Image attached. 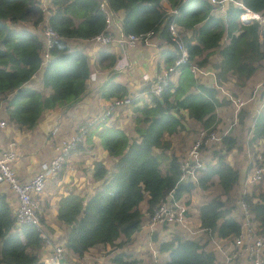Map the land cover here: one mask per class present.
Masks as SVG:
<instances>
[{
    "label": "trees",
    "instance_id": "obj_1",
    "mask_svg": "<svg viewBox=\"0 0 264 264\" xmlns=\"http://www.w3.org/2000/svg\"><path fill=\"white\" fill-rule=\"evenodd\" d=\"M48 1L50 7L46 10L39 0H0V110L20 129L33 130L45 112L70 109L86 95L92 66L85 49L70 48L69 42H90L104 32L101 3L112 13H122L123 33L139 36L151 32L152 38L159 36L172 47L162 53L163 70L178 59L167 30L170 22L179 27L189 56L187 63L178 67L176 82H169L160 96L146 92L145 83L142 90L148 102H133L131 136L118 126H108L106 121L88 132V139L96 135L104 151L116 161L110 170L102 163H94L93 179L99 187L88 199L70 193L58 201L56 220L66 230L65 248L74 263L80 264L83 256L96 247H108L110 251L122 247L145 220L139 210L144 200L151 215L154 207L168 196L178 200L196 188L215 189L214 195L199 208L200 227L215 233L226 244L242 234L244 215L233 214L235 208L240 209L238 202L246 205L251 221L262 227L264 190L242 191L241 171L222 153L235 148L236 139L222 134L219 143L202 149V157L205 151L210 155L208 169L194 184L181 179L180 165L186 155L180 154L182 146L175 147L173 136L185 129L187 119L207 131H215L219 122L217 110L229 105L220 88L226 89L232 82L244 87L264 69V22L243 24L240 20L245 10L263 15L264 0H232L224 8L207 0ZM164 1L169 10L177 11L176 15L164 9ZM25 24L39 27L41 32L45 24L56 32L58 38L45 64L43 34L24 28ZM210 56L218 59L213 65L217 70L214 87L200 83L190 71L192 65L208 68ZM116 61L117 57L108 52L98 55L102 68H113ZM41 68V81L33 84L32 78ZM43 89H50L51 93L45 96ZM98 95L111 100L129 94L123 84L107 81ZM246 114L245 110L239 113L242 125ZM251 139L253 143H263L256 155H261L264 164V106L255 119ZM256 163L254 158L249 167L254 169ZM14 223L12 210L0 194V264H42L34 253L44 245L39 232L28 225L18 231ZM206 246L177 234L161 243L159 251L168 257L164 264H223L217 253ZM125 258L119 254L109 261L137 264Z\"/></svg>",
    "mask_w": 264,
    "mask_h": 264
},
{
    "label": "crops",
    "instance_id": "obj_2",
    "mask_svg": "<svg viewBox=\"0 0 264 264\" xmlns=\"http://www.w3.org/2000/svg\"><path fill=\"white\" fill-rule=\"evenodd\" d=\"M39 1L44 9L47 10L50 7L48 0ZM163 7L167 11L169 10V4L165 1L163 2ZM122 17L121 12L117 13L116 19L122 20ZM241 22L243 24L248 23L242 20ZM25 27L31 31L43 34V31L41 32V28L39 27L34 28L30 24H26ZM112 33L114 34V37L118 36V31L115 28H112ZM76 42H79L77 46L79 49H85L92 66V72L88 79V90L81 101L76 103V105L70 109L49 110L45 112L37 126L31 131L20 129L15 124L9 122L7 116L0 110V121L5 123L3 128L0 127V149L7 150L9 147H12L15 152L17 161L13 164V169L20 183L29 182L35 174L39 173L42 168L49 163L54 155L53 147L59 143L61 139L73 136L77 129L85 123H90L88 132L92 131L95 123L101 120L102 113L109 106V100H104L98 95L100 87H102L107 81L119 82L126 86L129 96L134 97L136 99L135 101H138L137 105H142L143 101L148 102L146 95L142 90L145 85L142 77L148 75L150 79H154L159 72L165 68L162 57L163 51H170L172 49V47L159 36L151 38V47L143 44H137L135 47H129L127 45L120 46L116 44L98 46L88 41ZM102 51L108 52L117 57L116 64L113 68H102L98 65V55ZM212 61L213 65L218 62L216 56H210V62ZM213 67L209 66L206 69L213 70L215 72L214 76L197 78L200 83L208 87H214L216 85L215 75L217 70L213 69ZM42 74L43 68L33 76L32 83H40ZM176 79L177 75L172 76L170 82L174 83L176 82ZM263 81L264 69H261L247 81L244 87L234 86L232 82L228 83L225 88L229 93L231 92V95L233 93L239 98L249 99L256 88L258 86L260 87ZM41 91L45 96H48L51 93L50 89H43ZM263 91L264 88L257 89L255 100L249 102L241 109L247 112L243 120V125L239 122V113L241 110L234 116V108L230 102L227 107L219 108L216 112L219 118L217 126L219 129L223 128V130H225V112L230 108L232 109V119L234 121L232 120L233 123L228 127V131L225 132V134H229L236 139V146L233 149L240 150V145L244 144L245 153L247 154L246 157L249 161V169V165L254 160L256 152L260 151L263 145L262 142H258V144L253 143V140L251 139L255 119L257 117L256 110L259 108L261 109V106L264 105V96H261ZM131 108L132 106L127 108L128 113H123L121 115L115 116L116 113H112L110 117L106 118L110 119L107 121V125L122 128L121 126L129 121L130 124H132L133 115ZM105 120L100 121L99 123L104 122ZM236 127H238L239 130L230 133L232 128ZM199 128H201V125L196 121L191 119L185 121V129L180 132V135L184 137V147L190 148L191 143L194 142L196 138V132ZM247 128L250 130L248 131ZM87 139L88 137L86 136L84 141L79 144V148L77 147V149L70 154L63 170L57 175V177L49 179L46 182L43 193L38 197L42 231L52 240V245H62L65 248L66 243V230L56 220V207L60 198L70 193H75L88 199L99 187V183L93 179L94 163H102L106 169L110 170L116 161V159L110 157L106 151H104L100 144V140L96 135H91V137L88 140ZM254 144L259 147L255 153L251 150ZM184 149L186 150V148ZM186 153L187 152H183L182 148L180 149V154L185 156ZM203 154L204 159L207 160L209 158L208 152L205 151ZM227 161L229 162L228 159ZM251 170L253 171V169ZM243 176L244 172L242 173V178ZM246 176L240 181V189L244 192H248L252 186V184L247 183ZM193 193L196 195L195 198L193 197ZM214 193L215 189L213 187L208 188L207 190L196 188L190 193L183 194L177 201L188 207L189 214L192 216L194 224L200 226L199 208L211 197V195H214ZM0 194L5 196L12 213H14L17 207V197L15 193L7 184L2 183L0 184ZM238 205H240L239 202ZM239 207L240 210L243 211L241 205ZM139 210L144 215L145 220L141 224L140 230L134 233L122 247H118L113 251H110V248L108 247L103 248L102 246L91 249L83 256L80 264H89V262L93 260L100 261V264H111L109 258L119 254L126 256V260H135L137 264H154L153 252L157 254L156 261L159 264L166 263L168 257L166 254L160 253V244L169 241L173 235L178 234L180 237H183V233L177 229L173 234H169L167 227L150 228L146 200L140 204ZM241 230L243 234L245 232L244 218ZM212 236L215 237V233L212 234ZM210 239V235L203 234L197 242L201 245L206 244V248L213 249L217 253L220 263L230 264L229 262H226L224 255L214 249V244ZM121 240L125 242L126 239L122 238ZM121 240L118 241V243L121 242ZM221 247L227 253L231 252L233 249L231 242L226 244V242L222 241ZM51 249L52 246L43 245L42 248L36 250L34 253L37 254L39 261L41 262L43 257L50 255ZM98 249L104 251L103 257L95 259V257L98 256L94 255V253H98ZM239 257L240 258L236 260L241 264H246L245 258L242 257V255H239ZM73 258L72 255L67 253L65 248L66 264H75ZM235 258L236 257H234V259Z\"/></svg>",
    "mask_w": 264,
    "mask_h": 264
},
{
    "label": "built area",
    "instance_id": "obj_3",
    "mask_svg": "<svg viewBox=\"0 0 264 264\" xmlns=\"http://www.w3.org/2000/svg\"><path fill=\"white\" fill-rule=\"evenodd\" d=\"M207 1L224 8L232 0ZM100 8L105 14L104 32L95 35L90 42L98 46H109L114 44L120 46L127 45L129 47H135L137 44H143L148 47L152 46L151 38L153 37V33L150 32L139 36L125 34L121 30L122 20L116 19L117 13H112L107 10L105 3H101ZM239 8H242V6L239 5ZM169 13L171 15H176L177 11L169 10ZM240 19L248 23L253 20H256L258 23H263L264 14H253L245 10ZM112 28H115L118 31V36L114 37ZM167 30L171 44L178 52V59L173 66L163 70L154 79H150L148 75L142 77L143 81L146 83V92L157 97L161 95L172 76L178 74V67L184 65L189 60L188 52L184 45L179 27L174 22H170L167 26ZM43 38V64H45V62L50 59L49 51L58 36L48 25L44 24ZM190 71L195 78H206L208 76H214L215 74L211 69L200 68L195 65L191 66ZM259 88H264V81L260 87L258 86L256 88L249 99L234 97L224 88H220V91L229 100L234 108L235 114H237L249 102L255 100L256 91ZM135 100L134 97L129 95L109 100V106L102 113L101 120L99 121H103L110 117L111 114L118 109L130 108ZM263 106L264 105L261 106V109L259 108L256 110L257 116L261 113ZM4 126L5 123L0 121V127L3 128ZM89 126L90 123L83 124L77 129L73 136L61 139V141L53 147L54 155L49 163L27 183H20L17 179L13 169V164L17 161V156L12 147H9L7 150L0 149V184H7L17 197V207L13 213L16 230L19 231L21 227L25 225L34 226L39 232V237L44 241V245L52 246L50 255L41 259L42 264H66V261L64 246L52 245V240L42 231L38 197L43 193L46 182L49 179L57 177V175L63 170L70 154L84 141ZM220 139L221 138L214 131H207L203 128H199L196 139L190 146L185 159L180 165L182 181L190 180L194 184L198 182L199 176L206 173L208 169L206 161H204L201 156L202 149L219 143ZM255 159H257L258 163L255 164L252 174L247 177V183L249 184H256L261 182L264 178V164L261 155H256ZM240 205L244 213L245 232L231 241L233 249L237 251L236 255H242V257L245 258L246 264H264V225L260 227L258 224L252 222L246 205L243 203H240ZM149 226L152 229L167 227L169 234H173L175 230L179 229L183 233L182 238L195 242H197L203 234L210 235V240L214 244V249L225 256L226 262L230 261L227 252L221 247L222 240H220L216 234L214 237L205 229L196 226L192 220V216L189 214L188 207L175 200L172 195L168 196L164 201L154 207L151 215H149ZM152 255L154 258V264H159L156 261L157 254L153 252Z\"/></svg>",
    "mask_w": 264,
    "mask_h": 264
},
{
    "label": "rangeland",
    "instance_id": "obj_4",
    "mask_svg": "<svg viewBox=\"0 0 264 264\" xmlns=\"http://www.w3.org/2000/svg\"><path fill=\"white\" fill-rule=\"evenodd\" d=\"M26 25V24H25ZM25 25H23V27L24 28H26L25 27ZM78 43L79 42H76V41H72V42H69V46H70V48H78L77 46H78ZM209 66H211V67H213V61L212 62H210L209 63ZM227 90V89H226ZM228 91V90H227ZM231 93V92H230ZM232 95L233 96H235V97H237V95H235V94H233L232 93ZM234 110V109H233ZM115 113H116V115L115 116H117V115H121V114H123V113H128L127 112V108L125 109V108H121V109H118L117 111H114ZM113 112V113H114ZM130 112H131V110H130ZM225 119H226V126H224V128H225V130H223V128H221V129H219L218 128V126H216V130L214 131L219 137H221V135L222 134H225V132H227L228 130V127L230 126V125H232V109L230 108V109H228L226 112H225ZM114 116V117H115ZM234 116H235V112H234ZM224 118V117H223ZM112 119H113V117H112ZM110 119H106L105 121L107 122V121H109ZM234 121V120H233ZM100 121H98V122H96L95 123V125L94 126H96V125H98V123H99ZM132 124H130V121L128 122V123H125L123 126H121L122 127V129L128 134V135H130L131 136V134H132V128H133V122H131ZM223 130V131H222ZM239 130V128L238 127H236V128H232V130L230 131V133L231 132H233V131H238ZM173 141L175 142V147H181L182 146V150H183V152H187L188 150H189V148H187V147H184L185 146V143H184V137H182L181 135H180V133H178V134H175L174 136H173ZM220 145V144H219ZM219 147V146H218ZM240 150H236V149H232V150H230V151H226V150H223V154L225 155V156H227V159L229 160V162L235 167V168H237V169H240L241 171H242V173L244 172V176H243V178L241 179V180H243L244 178H245V176L246 177H248V176H250L251 174H252V168H248V163H249V161H248V159H247V157H246V153H245V148H244V144L242 145H240ZM184 148H186V150L184 149ZM213 149H217V147H213ZM257 149H259V147L256 145V144H254L253 146H252V148H251V150H252V152L253 153H255L256 151H257ZM249 151H250V149H249ZM208 152V151H207ZM208 156L210 157V155H209V152H208ZM255 158V157H254ZM203 159H204V156H203ZM206 160V159H205ZM204 160V161H205ZM208 160V159H207ZM206 160V161H207ZM251 189H249V191L247 192V193H249L250 191H255L254 193H257L258 192V190H264V181H262V183L260 182V183H257V184H252V186L250 187ZM195 193H193V195H194ZM194 198L196 197V195H194L193 196ZM240 213H243V211L242 210H240L238 207L237 208H235L234 210H233V214L234 215H240ZM98 251V253H94V255H97L98 257H95V259H98L99 257H103V252L104 251H102V249H98L97 250ZM236 250L235 249H233L232 250V253H230V252H228L227 253V256H229L230 257V261H229V263L231 264V262H232V264H241L239 261H237L236 259H239L240 257L238 256V255H236ZM234 257H236L235 259H234ZM89 264H100V261H98V260H93V261H91V262H89Z\"/></svg>",
    "mask_w": 264,
    "mask_h": 264
}]
</instances>
